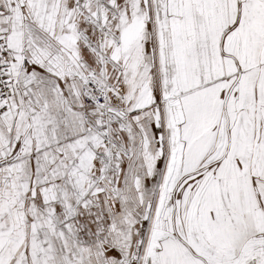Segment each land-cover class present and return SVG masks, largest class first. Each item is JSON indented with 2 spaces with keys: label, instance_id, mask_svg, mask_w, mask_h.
I'll return each mask as SVG.
<instances>
[{
  "label": "snow or ice",
  "instance_id": "6c2138e0",
  "mask_svg": "<svg viewBox=\"0 0 264 264\" xmlns=\"http://www.w3.org/2000/svg\"><path fill=\"white\" fill-rule=\"evenodd\" d=\"M0 264H264V0H0Z\"/></svg>",
  "mask_w": 264,
  "mask_h": 264
}]
</instances>
